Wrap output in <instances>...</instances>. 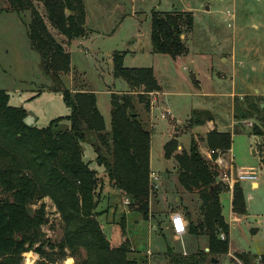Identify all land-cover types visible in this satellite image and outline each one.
<instances>
[{"label": "trees", "instance_id": "1", "mask_svg": "<svg viewBox=\"0 0 264 264\" xmlns=\"http://www.w3.org/2000/svg\"><path fill=\"white\" fill-rule=\"evenodd\" d=\"M1 1L2 10L29 12L26 33L30 46L40 56L43 74L55 83L54 89L61 90L69 114L65 117L68 125L63 123L64 117L51 120L45 127L29 125L25 122L26 110L9 104L8 92L0 89V264H22L23 253L31 250L39 255L37 264H61L66 257H73V264H145L146 260L131 256L128 239L119 244L110 242L97 218V207L106 181L126 195L129 211L149 218L150 194L155 189L150 179L151 133L135 103L148 112L150 93L160 90L152 67L125 66V51L112 53L113 77L126 81L136 95L111 92L110 128L106 130L93 91L72 92L62 87L59 75L69 72L70 53L50 31L54 29L68 45L84 37L88 30L83 0ZM193 22L191 11L152 10L151 51L172 58L186 54V36ZM242 101L249 111H243L237 101L235 118L254 116L261 124H253L252 130L262 136L264 106L261 108L258 102L264 103V96H244ZM82 141L96 149L101 173L83 160ZM205 141L210 150L225 151L231 146V131L213 128L206 133ZM178 145L176 138H170L163 145V155L174 158L179 183L201 201V219L189 221L187 232L206 235L208 251L199 249L190 255L170 252V260L172 264H213L211 257L228 252L229 225L219 199L226 186L218 180L216 153L205 158L194 138L188 150H178ZM263 152L264 145L260 149L264 163ZM45 197L52 201L61 220L58 240H51L42 231L48 221ZM33 204L38 205L31 210ZM232 209L239 215L246 213L239 183L233 186ZM235 257L238 261L230 259V264H254L255 257L247 252H236ZM66 261L71 263V259ZM24 264L33 262L25 258ZM260 264H264V255Z\"/></svg>", "mask_w": 264, "mask_h": 264}, {"label": "rangeland", "instance_id": "2", "mask_svg": "<svg viewBox=\"0 0 264 264\" xmlns=\"http://www.w3.org/2000/svg\"><path fill=\"white\" fill-rule=\"evenodd\" d=\"M83 3L88 15V25L92 29L87 28V34L81 37L84 39H73L68 45L50 28L51 33L63 42L70 53V70L59 75L62 87L72 92L76 88L90 91L94 89L98 109L108 129L111 92H129L134 97L136 95L135 92H130L132 90L126 81L113 77L110 59L114 51H125V66H151L159 86L168 91V94L161 95L159 102L154 103L151 113L149 112L153 119L150 128L151 168L157 177L155 184L159 186L152 207L156 218L148 222L140 213L129 211L119 196L111 199L110 206L107 205L108 202H100V206L104 208L100 214H105L98 220L111 242L117 243L124 238L129 240L131 247L135 249L131 252L132 257L146 260L145 264H172L170 251L181 253L183 248L191 251L196 249L200 241H189V238L195 239L194 236L183 237V244L174 239L175 234L173 235L172 227L166 218L167 213L173 209L168 203H175L178 197H182V202H188L187 209L196 219V214L199 215L200 199L195 194L183 191L177 176L176 162L174 158L164 157L163 145L175 131L173 124H176L181 130L174 137L183 149L189 148L195 130L189 127L187 129L185 122L192 105L200 102L189 94L190 90L198 89L195 78L200 80L203 90L228 92L235 69L237 75L233 80L236 88H247L244 80L241 81L239 77V64L232 63L230 56L231 52L235 51L238 62L237 59L245 49L247 53L252 50V55L261 53L260 47L263 45L264 48V0H83ZM1 4L3 3L0 0ZM36 6L42 12L41 5L36 3ZM152 10L193 12L194 27L186 40L188 55L176 70L172 65L175 62L169 55L150 51ZM226 10H230L234 16L226 14ZM26 12L29 21V12ZM16 16L13 13L0 12V88H5L8 92L9 104L21 106L26 110L27 124L45 127L51 120L64 117L62 121L68 125L65 117L69 114V108L61 90L54 89L55 83L43 74L40 56L28 45L22 23H19ZM225 57H228L227 61L224 60ZM250 74L247 80L249 83L254 81L253 73ZM43 87L45 89L42 90ZM135 105L137 112L143 117L142 105ZM166 110L170 111L171 116L161 118V114ZM213 115L217 116V112L213 111ZM176 120L180 121V124L176 123ZM234 137V143L239 142V135L235 134ZM81 146L83 160L101 173L102 167L95 160L96 149L87 141H82ZM44 202L48 221L42 226V231L51 240H58L62 235L60 217L48 197L44 198ZM37 205H31L30 209L33 210ZM153 224L154 227L151 226ZM250 228L251 226L247 229V235L251 233ZM243 234L244 231L241 236L238 229L233 231L234 249L241 247ZM256 234L264 238V222L259 225ZM250 255L257 259V255ZM22 256V264L25 258L33 264H37L39 259V255L32 250L24 252ZM67 259H71V263L67 262ZM229 260L221 259L217 264H229ZM73 262V257H66L61 264Z\"/></svg>", "mask_w": 264, "mask_h": 264}, {"label": "crops", "instance_id": "3", "mask_svg": "<svg viewBox=\"0 0 264 264\" xmlns=\"http://www.w3.org/2000/svg\"><path fill=\"white\" fill-rule=\"evenodd\" d=\"M2 5L3 4L0 5V12H3L5 14L13 13L17 15L16 17L20 21L19 23H22V29L25 31V39L28 42V45L30 46L29 40L27 38V33H26V26H27L28 21H27V17L25 13L27 12L24 11L21 14H17L16 12L2 10L1 9V7H3ZM169 11H190V10H169ZM226 14H232V16H234V14L230 10H226ZM103 16L105 17L104 12H103ZM88 21H89L88 15L86 11V27L88 28V30H92L88 25L89 23ZM193 27H194V24H193ZM189 35L190 33H188L186 37H188ZM81 39H84V38H81ZM260 50H261V53L252 55V52H253L252 50H250V52L247 53L245 49L241 53L240 57L237 59L238 62L236 61L235 51L234 53L233 51L231 52L230 59L232 63L239 64L238 74H239L241 81L244 80L243 83L247 85V88H244L243 86H240L241 89L236 88L235 80H233V77L235 78V76L237 75V70L234 69V73L231 77L232 78L231 89L228 90V92H216L215 90H209V91L203 90L201 89V86H200V80H197L196 78H195V81L198 82L197 84L198 89L197 90L192 89L189 92L190 95H193L194 97H196L198 101L200 102L199 103L196 102L195 104L192 105L190 114L185 122L186 124L185 126L187 127V129L189 127L195 130L194 131L195 134L192 136V138H194L197 141L198 148L201 154L207 159L211 157L210 149L207 147L206 141H205V135L207 132H209L213 128H216L217 130H220V131L230 130L231 131V146L229 149H227V152L223 155V157L226 159L232 158V162L235 166L252 167L255 169L257 173V178L255 180H243L239 182L243 190L244 196H245V202H246V213L245 214L239 215L235 213L232 209V190L233 188L231 189V188L226 187V189L223 190L219 195V199L221 203V212H222V215L225 221L229 225V238H228L229 244H228V252L226 254L219 255L216 258L217 262H212L213 264L219 263L221 259L229 260L231 258V259L237 260V258L235 257L236 251L238 252L247 251V253L249 254L257 255V259H254L253 261L254 264H260V257L261 255H264V238H260L256 234V232L259 231V225L264 222V211H263L264 210L263 209L264 199L262 200V193H264V163L261 161V157H260V149H262L264 145V134L260 136L253 132L252 125L261 124L259 120H257L254 116L243 118V119H236L235 113H234L235 103L237 101L239 103L240 102L242 103L241 109L243 111H249V107L247 106V104L242 101L244 96H252L253 98L264 96V48H263V45L260 47ZM150 51H151V43H150ZM187 53L184 55L177 56L175 58H172L169 56L175 62L174 64H172L175 70L180 65V62L185 61V58L188 55ZM224 60L227 61L228 57H225ZM132 67H135V66H132ZM250 73H253V80H254L251 83L247 81L250 78V75H251ZM0 89L6 90L5 88H0ZM41 89L43 90L45 89V87ZM254 89H256V91H253ZM77 90H81V89L76 88L73 91H77ZM83 90H86V89H83ZM91 91L95 93L94 89H92ZM167 92L168 91L162 90L160 86L159 91L150 93V109L148 112H145L143 110L144 111L143 117L146 122V126L149 130L153 122V119L151 115L149 114V112L151 113V109L154 106L153 104L159 102L161 95H166L168 94ZM219 96L227 97V98L221 99V98H218ZM213 97H215L216 99H212ZM258 103L261 108L264 106V103L262 101H259ZM96 104H97V96H96ZM213 111L217 112V116L213 115ZM148 115H150V117H148ZM147 117H148V120L146 121ZM176 123L180 124V121L176 120ZM173 125H174L175 131L171 134L170 138L174 137V135L177 134V132L181 130V128L177 126L176 124H173ZM260 127L264 133V126H260ZM105 129L109 130L106 124H105ZM233 134L234 136L235 134L239 135L240 137L238 138L239 142L234 143L235 137L233 136ZM150 143H151V139H150ZM180 149H182V146L179 144L178 150ZM151 164H152V155H151V144H150V171H151L150 179L152 183L156 185L155 181L157 177L154 175V177L152 178V174L154 173L152 171ZM158 187L155 186V189L150 194V199H149L150 213H149V218L147 219L148 222L153 221L156 218V215L153 213L152 207L154 204V197H155V194L157 193ZM183 191H186V190L184 189ZM186 193L197 195L196 193H190L188 191H186ZM119 196L122 198V203L126 205L128 203L127 202L128 198L126 197V195L121 190L110 186L108 182L105 181L103 185L102 193H101L100 202L102 201L108 202L107 205L110 206V202H112L111 199H114L115 197H119ZM175 201H176L175 203H168L169 207L170 205H172L173 207V209L166 215L167 221L170 224V226H171V221H170L171 215L175 212L182 214V216L186 219L187 224L191 220L196 221L198 219H201L200 204H199V215L196 214L197 217L196 219H194L195 217H192V213H190L187 209L188 208L187 201L183 203L182 197H178ZM100 202L97 207V211L99 212H101V210H104V208L100 206ZM198 203H201V201L198 200ZM104 214L105 213H101L100 215L97 216V218H100ZM254 224L256 225V227H252L254 226ZM151 226L154 227L155 225L153 224ZM249 226H251L250 228L251 233L247 235V229H249ZM236 229L241 231V236H242V231H244L243 238L245 240H243L242 238L241 247L240 248L237 247V249H234L233 248V231ZM186 236H194L195 239L191 238L192 239L191 240L189 238V241L194 242V241L199 240L200 244H197L196 245L197 247H195L196 249H192L191 251H188L187 249L183 248V251L181 253H175L173 251L172 253L181 254V255H190V254L196 253L199 249H203L205 252L208 251L207 237L204 234L192 235L188 233L186 230V232L182 234L180 237L174 235V239L180 240L183 244V237H186ZM124 239H122L120 242H117V243H113L111 241L110 242L113 244H119ZM132 250H135V249L132 248Z\"/></svg>", "mask_w": 264, "mask_h": 264}, {"label": "built area", "instance_id": "4", "mask_svg": "<svg viewBox=\"0 0 264 264\" xmlns=\"http://www.w3.org/2000/svg\"><path fill=\"white\" fill-rule=\"evenodd\" d=\"M171 116L169 110L164 111L161 114V118H167ZM227 152V150L223 151L220 149L210 150V154L216 153V157L214 162L220 169L219 180L222 184H224L228 188H233L234 184L239 183L243 180H255L257 178V173L252 167L245 166H235L232 162V158H224L223 155ZM154 174H152V178ZM156 185H154L155 187ZM128 202V201H127ZM171 227L173 233L176 236H181L187 230V223L182 216V214L175 212L171 215ZM221 238H223V234H220Z\"/></svg>", "mask_w": 264, "mask_h": 264}, {"label": "water", "instance_id": "5", "mask_svg": "<svg viewBox=\"0 0 264 264\" xmlns=\"http://www.w3.org/2000/svg\"><path fill=\"white\" fill-rule=\"evenodd\" d=\"M182 37H183V35H182ZM211 262H217V259L214 257H211Z\"/></svg>", "mask_w": 264, "mask_h": 264}]
</instances>
